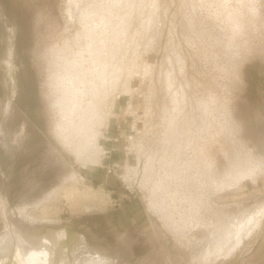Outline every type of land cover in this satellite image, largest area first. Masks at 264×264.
Wrapping results in <instances>:
<instances>
[{
    "label": "rangeland",
    "instance_id": "1",
    "mask_svg": "<svg viewBox=\"0 0 264 264\" xmlns=\"http://www.w3.org/2000/svg\"><path fill=\"white\" fill-rule=\"evenodd\" d=\"M263 209L264 0H0V264H213Z\"/></svg>",
    "mask_w": 264,
    "mask_h": 264
},
{
    "label": "bare ground",
    "instance_id": "2",
    "mask_svg": "<svg viewBox=\"0 0 264 264\" xmlns=\"http://www.w3.org/2000/svg\"><path fill=\"white\" fill-rule=\"evenodd\" d=\"M72 5L67 1L66 2V5H65V9H63V15H64V19H65V22L66 24H69L70 21H72V18H73V11L71 9ZM93 42V41H92ZM114 51V50H113ZM101 54V53H100ZM100 61V60H99ZM104 62V61H103ZM109 62V61H108ZM121 62V61H120ZM86 63V62H85ZM95 63V62H94ZM107 63V62H106ZM110 65V63H109ZM110 66H108V69H109ZM106 68V67H105ZM104 69V68H103ZM117 69V68H116ZM106 70V69H105ZM104 70V71H105ZM117 72V71H115ZM120 72V71H119ZM114 74V73H113ZM112 74V75H113ZM127 74V73H126ZM112 75L110 76V80H115V77H112ZM116 75V74H115ZM121 76V75H120ZM112 77V78H111ZM61 79L64 80V78L62 77L61 75ZM111 82V81H110ZM113 84V83H112ZM70 85V84H69ZM109 84L107 83V85L105 86H108ZM104 86V87H105ZM69 87V86H68ZM113 87V85H112ZM111 87V89H112ZM106 90V89H105ZM73 92H79V89H76V88H73ZM110 92V91H109ZM107 93V92H106ZM99 95L101 94H98L96 95V98L98 97L99 98ZM93 96V95H92ZM94 97V96H93ZM108 97V95H107ZM95 98V100H96ZM112 102V97L110 96L109 98ZM80 104L79 103H75L74 104V101L71 100V105L69 107H72L71 110L68 111L69 112H76V113H83L82 115H78L77 116V120L78 122H72L74 129L75 131H77L79 134H82L81 136L83 138L86 137L87 135V130H89L90 128V124L92 122H87L88 121V117H86L85 119V115L88 113L86 112V110H82L81 108V112H80ZM86 106V105H85ZM88 108L92 107V108H95V109H103L104 107H100L99 106V103H98V100L97 102L94 101L93 99L90 100V102L87 104ZM62 110V109H61ZM105 111V110H104ZM63 112V111H62ZM64 114V113H62ZM90 114V113H89ZM72 127V128H73ZM58 128V134L60 136V140L64 141V144H69L71 141V138L69 136V132L67 133L66 129L68 128L67 127V124L66 122H61L58 124L57 126ZM74 135V134H73ZM58 136V135H57ZM75 140V139H74ZM243 171V170H242ZM250 173V172H249ZM245 174V173H244ZM65 188V187H64ZM64 190V197L67 199V204L68 206L71 208V210L73 212L75 211H78V212H83L85 211L87 208H98V207H101V206H104V203L106 200H104V197L102 195H99L98 193L94 192L93 190L91 189H84V190H79L78 188H76V186H69ZM102 204V205H101ZM41 209H43V207H41ZM30 213L29 215L32 216L34 218L35 215V209H30L29 210ZM41 214L45 215V218H47L46 214L44 212V210H42V213L40 211V217H41ZM49 217V215H48ZM29 218V217H28ZM44 218V217H43ZM247 219V218H246ZM248 221L249 223V232L248 234L246 232H243L242 230V233L240 235H238V237H233L234 239L236 238L237 239V242L235 241V245L232 246L233 248L231 249L230 248V253L224 257H221L223 255H220L219 252L218 254L220 255V257H215V262L212 261L211 263H216V264H264V209L262 211H259L258 215H256V217L254 218H250L249 220H246ZM246 224V223H245ZM247 224V226H248ZM238 225V224H237ZM242 226V225H241ZM245 226V225H244ZM246 226V227H247ZM240 227V226H238ZM237 226L235 228L239 229ZM236 229V231H237ZM248 229V228H247ZM247 229H244V230H247ZM235 231V230H234ZM234 231H232L233 233H235ZM241 231V229H240ZM239 231V232H240ZM243 233L247 234L245 235L244 234V237L242 236ZM232 235V234H231ZM237 235V234H235ZM246 236V237H245ZM246 239V242H248V244L250 245V248L254 249L252 254L249 255V257H247L246 259H244V257L246 256V254H244L245 252V247H244V239ZM230 240V239H229ZM228 241V240H227ZM53 242V241H52ZM79 244H81V241L78 243V247H79ZM44 245V244H43ZM43 245L40 247V251L42 252V250L44 249ZM83 245V244H82ZM49 246V245H48ZM218 247V246H217ZM46 249V248H45ZM44 249V250H45ZM50 249V248H49ZM82 249V248H80ZM79 249V250H80ZM78 250V249H77ZM78 250V251H79ZM216 250V249H215ZM218 250V248H217ZM39 251V252H40ZM77 251V252H78ZM22 252V251H21ZM215 252V251H213ZM44 253V252H43ZM49 254V252H46ZM90 253V252H89ZM208 254V253H207ZM214 254V253H213ZM212 254V255H213ZM43 255V254H42ZM91 255V254H90ZM209 255V254H208ZM216 255V254H215ZM213 255V256H215ZM37 256V257H36ZM210 256V255H209ZM208 256V257H209ZM212 256V257H213ZM208 257H205V258H208ZM211 257V258H212ZM243 257V259H242ZM18 258V261H19V264H37L35 263L36 261H42V257L39 255H35V254H32V252H30L28 255H22L21 253H19V256L17 257ZM45 258L46 260H44L45 262H47V255L45 254ZM44 258V259H45ZM209 259V258H208ZM212 260V259H211ZM214 260V258H213ZM207 261V259L205 260ZM209 261V260H208ZM207 261V262H208ZM43 262V261H42ZM17 263V262H16ZM213 263V264H214ZM41 264V263H39ZM44 264V263H43ZM207 264V263H206Z\"/></svg>",
    "mask_w": 264,
    "mask_h": 264
}]
</instances>
